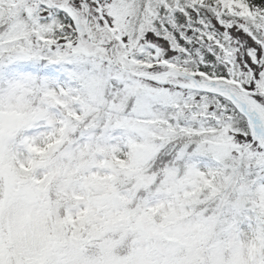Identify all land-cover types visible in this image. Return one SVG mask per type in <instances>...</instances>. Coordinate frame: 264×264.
Masks as SVG:
<instances>
[{
  "label": "snow or ice",
  "instance_id": "snow-or-ice-1",
  "mask_svg": "<svg viewBox=\"0 0 264 264\" xmlns=\"http://www.w3.org/2000/svg\"><path fill=\"white\" fill-rule=\"evenodd\" d=\"M0 264H264V0H0Z\"/></svg>",
  "mask_w": 264,
  "mask_h": 264
}]
</instances>
